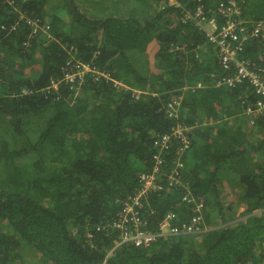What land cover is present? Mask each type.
Returning <instances> with one entry per match:
<instances>
[{
    "label": "trees",
    "instance_id": "16d2710c",
    "mask_svg": "<svg viewBox=\"0 0 264 264\" xmlns=\"http://www.w3.org/2000/svg\"><path fill=\"white\" fill-rule=\"evenodd\" d=\"M14 1L28 16L47 21L52 38L37 34L24 46L29 28L19 22L12 30L17 15L8 0H0L3 264L22 262L27 250L40 264H239L256 256L264 243V114L251 125L244 120L242 100L255 98L246 84L211 85L220 70L208 56L213 51L198 48L204 35L191 23H174L176 7L164 6L167 0ZM218 1L203 0L208 6ZM244 3L246 18H264V0ZM175 44L184 50L170 51ZM70 46L80 59L155 95L136 100L128 90L88 78L73 104L55 100L44 89L61 74ZM263 51L252 40L243 56L261 65ZM196 82L204 86L189 88ZM172 94L182 96L178 120L209 124L194 131L183 155L182 186L151 195L144 213L152 230L170 212L177 215L173 224L187 221L193 203L180 196L188 184L190 195L205 205L206 229L196 237L112 250L117 233L95 231V225L115 217L119 201L136 188L137 173L150 168L153 139L176 120L163 108ZM170 157L166 166L172 168ZM225 194L234 201L226 203ZM234 205L244 208L243 220L208 228L229 222Z\"/></svg>",
    "mask_w": 264,
    "mask_h": 264
},
{
    "label": "built area",
    "instance_id": "2783aa9c",
    "mask_svg": "<svg viewBox=\"0 0 264 264\" xmlns=\"http://www.w3.org/2000/svg\"><path fill=\"white\" fill-rule=\"evenodd\" d=\"M8 3L17 15L15 23L10 28L14 30L19 22L29 28L24 46H28L30 39L37 34L43 35L46 40L52 38L47 21L28 16L25 11L17 7L14 0H8ZM165 5L176 7L174 9L178 21L183 24L191 23L204 35V44L198 48L213 47L220 73L213 76L211 85L216 88L235 89L246 84L255 98L252 102L247 99L242 100V103H246L244 113L251 123L255 117L264 114V64L256 66L251 59L243 56L249 41L255 40L264 47V18L256 20L246 18L244 0H222L211 6L206 5L203 0H195V5L192 7H186L178 0H167ZM184 48V45L175 44L170 47V51H182ZM68 51L70 58L62 66L61 74L51 78L49 85L44 89V92L50 93L55 100L66 99L69 104H73L80 96L88 78L93 82L110 83L117 90H128L136 100L145 95H155L147 89L127 86L122 80L114 78L107 69L98 66L94 60L80 59L72 46L68 48ZM203 86L201 82H196L189 88L194 90ZM62 90H67V96L63 98ZM22 93L26 94L29 91L24 89ZM181 100L180 94H173L163 105L166 116L176 120H173L168 130L156 134L153 139L150 168L137 173V186L119 201L115 217L95 225V231L117 233L112 250L120 244L145 248L160 238L180 235L197 236L206 229V227L203 228L205 205L190 195L188 184H185L186 189L180 196L183 203H193L187 221L173 224L177 215L170 212L159 222L157 229L152 230L149 227L147 214L144 213L151 195L169 193L179 185L182 186L183 179L179 176V170L183 167V155L191 147L194 131L209 124L198 121L189 124L178 120ZM169 157L173 160L172 168L166 166V159ZM86 237L91 238V233H87ZM112 250L107 253L108 256ZM0 264H3L1 260ZM239 264H264V243L256 256Z\"/></svg>",
    "mask_w": 264,
    "mask_h": 264
},
{
    "label": "rangeland",
    "instance_id": "374dc122",
    "mask_svg": "<svg viewBox=\"0 0 264 264\" xmlns=\"http://www.w3.org/2000/svg\"><path fill=\"white\" fill-rule=\"evenodd\" d=\"M81 9L82 11H86L88 14H92L94 12V8H92L91 6L87 7V8H84L83 6H81ZM211 50H213V47L212 46H208ZM208 47H204L205 49H208ZM224 200L226 203H232L234 201V196L233 195H228V194H225L224 195ZM225 207V206H224ZM234 209L235 211L234 212H231V213H228V214H231L232 216V219L229 220V222H219L217 225L214 224L212 225L210 228H216V227H219L220 225H225V224H231V223H238L239 221L243 220L244 217H246V215H243V210L244 208L240 211L238 210L239 209V206L238 205H234ZM16 264H40L38 258L35 256V254L31 253L30 251H25L23 253V256H22V262H16ZM50 264V263H48Z\"/></svg>",
    "mask_w": 264,
    "mask_h": 264
},
{
    "label": "crops",
    "instance_id": "0c3cea01",
    "mask_svg": "<svg viewBox=\"0 0 264 264\" xmlns=\"http://www.w3.org/2000/svg\"><path fill=\"white\" fill-rule=\"evenodd\" d=\"M244 5H245V3H244ZM244 12H245V8H244ZM174 16H175V21H173L174 23L175 22H180V21H178V19H177V13L175 12L174 13ZM213 51V50H212ZM206 53H209V52H206ZM208 56H210V57H212V61L214 62V59L213 58H215V64H216V66H217V69L219 70V65H218V63H217V60H216V55L215 54H213V55H211V54H208ZM252 62H253V60H252ZM254 63V62H253ZM264 64V63H263ZM263 64H261V65H263ZM255 65V64H254ZM261 65H256V66H261ZM245 114V113H244ZM244 120H246L247 121V124L248 125H251L252 123L250 122V120H249V118L246 116V115H244ZM211 122V121H210ZM211 123H213V122H211ZM212 125V124H211ZM243 209V207L240 205L239 206V209L238 210H242ZM208 227V226H207ZM209 229H212V228H210V227H208Z\"/></svg>",
    "mask_w": 264,
    "mask_h": 264
},
{
    "label": "clouds",
    "instance_id": "9594fccd",
    "mask_svg": "<svg viewBox=\"0 0 264 264\" xmlns=\"http://www.w3.org/2000/svg\"><path fill=\"white\" fill-rule=\"evenodd\" d=\"M145 89H147V88H145ZM148 90V89H147ZM173 95V94H172ZM171 96V95H170ZM192 236V235H191ZM194 237H196V236H194ZM153 244V243H152Z\"/></svg>",
    "mask_w": 264,
    "mask_h": 264
}]
</instances>
